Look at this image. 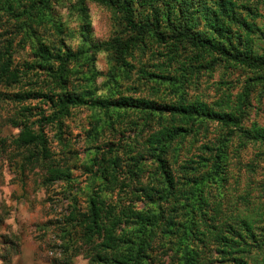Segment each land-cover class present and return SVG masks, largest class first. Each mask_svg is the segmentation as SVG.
<instances>
[{
	"label": "trees",
	"instance_id": "16d2710c",
	"mask_svg": "<svg viewBox=\"0 0 264 264\" xmlns=\"http://www.w3.org/2000/svg\"><path fill=\"white\" fill-rule=\"evenodd\" d=\"M49 1L0 0V13L15 19L18 30L24 32L32 28L36 18L43 20ZM91 1L119 14L125 32L116 33L89 50L109 53L115 69L129 79L136 67L128 60L136 52L145 54L153 44L167 47L170 62L150 66L160 73L147 70L145 64H141L138 73L144 84L167 81L179 95L174 103L119 92L115 96H98L93 89L76 85L71 79L72 67L84 51L38 42L32 61L18 60V45L15 39L2 38L8 33L4 27L8 26L0 24L4 30L0 33V126L18 130L17 135L3 138L0 131V150L10 157L17 174L25 176L27 171L40 170L45 190L58 182L67 186L75 182L73 165L59 158L46 128L57 127L59 137L62 136L65 120L77 108L104 113L115 132V125L122 126L129 120L138 127L134 117L144 122L143 128L154 125L141 147L121 140L118 150L113 142L98 148L102 154L91 162L98 166L100 174L95 177L102 183L96 184L87 205H82L78 194L67 192L71 210L59 223L62 254L82 256L86 264H162L174 251L166 243L167 235L176 237L175 231L184 226L187 243H181L174 251L176 264H213L211 251L230 256V264H252L243 257L252 256L249 248L253 247L246 243L245 235L262 253L264 237L255 236L247 219L230 225L218 203L215 206L220 209L207 213L206 187L219 173V166L213 163L207 167L202 163L206 161L203 157H199V162L188 156L178 173L175 166L180 160L176 144L208 122L241 132L264 146V130L243 127L250 106L248 83L264 81V47L260 48L261 53L254 49V42L264 45V28L256 22L259 18L264 20V13L258 9L264 11V0ZM252 1L256 7L249 4ZM173 63L179 67L171 73L169 67L173 69ZM219 63L257 77L247 82L236 100L231 94L212 105L189 99L187 88L193 84V76ZM35 101L43 108L32 105ZM103 131L94 135L95 140ZM125 132L119 131L117 136L125 139ZM222 153L214 155L220 164L222 158L228 157L226 151ZM148 159L152 160L154 171L146 181V170L151 173L152 168L144 163ZM226 171L220 176L221 183L228 181ZM139 203L144 207L139 208ZM200 221L207 226L202 231ZM72 262L67 260L66 264Z\"/></svg>",
	"mask_w": 264,
	"mask_h": 264
},
{
	"label": "rangeland",
	"instance_id": "374dc122",
	"mask_svg": "<svg viewBox=\"0 0 264 264\" xmlns=\"http://www.w3.org/2000/svg\"><path fill=\"white\" fill-rule=\"evenodd\" d=\"M255 3L252 1L249 4L256 7ZM46 7L43 20L36 18L32 28L24 32L18 30L19 24L15 19L6 13H0V24L8 26L4 27L8 28V33L3 34L2 38L15 39L18 45V60L32 61L38 42L50 47L66 46L73 52L82 50L84 54L72 67L71 79L76 85L93 89L96 95L103 97L115 96L119 92L135 98L157 100L160 103L177 101L179 94L171 83L157 81L144 84L145 82L140 81L138 73L141 64H145L151 72L160 73L150 66L170 62L167 47L153 44L145 54L136 52L135 56L128 60L136 70L127 79L121 70L115 69V63L109 53L89 50L94 45L108 41L116 33L125 32L119 14L91 0H50ZM258 9L261 14L264 13L261 7ZM256 22L259 28H264L262 18ZM3 31L0 29V33ZM260 43L254 42L256 53L262 52L260 48L264 45ZM171 66V73L179 67L176 63ZM255 77L257 75L244 69L219 63L212 69L199 70V73L193 76V84L187 88V94L189 99H199L209 105L222 99L225 94H231L233 100H236L247 82ZM248 85L251 86L248 102L250 106L243 127L253 131L264 130V81H252ZM37 103L35 101L32 105L43 108L42 104ZM0 116H3L1 110ZM99 120L101 121L97 122ZM133 121L139 123L138 127L130 124L129 120L122 126L115 125V132L108 126L104 113L81 107L73 110L71 117L65 120L62 136L59 137L57 127L46 128L59 158L73 165L75 182L71 186L58 182L45 190L40 170L27 171L25 176L17 174L10 157L0 150V264H66L67 260L73 261L72 264L87 263L82 256L62 254L59 223L71 210L67 192L78 194L82 205H87L89 196L94 188H97L96 184L102 183L95 177L100 174L97 172L98 166L91 162L97 155L102 154L98 148L103 149L105 143L113 142L117 143L115 150H118L121 140L132 146L141 147L144 144V139L151 135L154 125L151 124L152 128H143L144 122L141 119L134 117ZM101 123L103 125L99 127ZM118 130L122 133L126 131L125 139L117 136ZM0 131L1 138L18 134V130L11 127L0 126ZM99 131H103V135L95 140L94 135ZM176 146L180 149V160L175 166L176 173L187 156L194 157L195 161L199 162V157H203L206 161L202 163L207 167L213 163L219 166V173L213 180L208 181L206 187L209 202L207 213L211 215L213 210L221 208L222 216L230 225L236 226L238 219H247L253 226L255 236L264 237V146L260 141L255 142L241 132L223 129L216 123L208 122L201 128H195L194 132L179 141ZM222 150L228 153V157L222 158L220 164L214 155L219 151L222 153ZM144 163L152 167L149 169L151 173L146 170L145 180L149 181L150 176H153L154 167L151 166L150 159ZM224 171L227 172L228 181L221 183ZM217 203L220 208L215 206ZM138 207L142 208L144 204L139 203ZM206 227V224L200 221V231ZM184 231L183 226L175 231L176 237L167 235L166 243L174 251L181 247V243H187L186 231L180 239ZM189 231L190 229L187 233ZM245 241L253 245L249 248L252 256L245 254L243 257L248 263L260 264L264 260V253L256 249L249 235H245ZM173 253H170L172 256H168L162 264H176V260L172 258ZM210 257L213 264H230V256L211 251Z\"/></svg>",
	"mask_w": 264,
	"mask_h": 264
}]
</instances>
